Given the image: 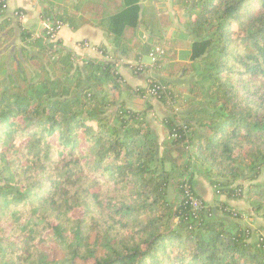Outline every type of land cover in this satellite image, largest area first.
I'll return each mask as SVG.
<instances>
[{"label": "trees", "instance_id": "obj_1", "mask_svg": "<svg viewBox=\"0 0 264 264\" xmlns=\"http://www.w3.org/2000/svg\"><path fill=\"white\" fill-rule=\"evenodd\" d=\"M112 1L47 0L41 13L100 28L110 45L97 46L101 58L77 62L46 30H20L18 65L0 88V264H52L39 246L50 241L61 264H264V236L219 199L245 196L264 221V0H171L191 37L187 61L172 65L171 49L156 51L168 10L147 12L142 0L109 10ZM5 10L0 2V48L15 36ZM119 63L159 76L134 87ZM165 69L193 75L188 90ZM154 85L162 137L147 117ZM185 91L199 104L175 112ZM133 97L144 106H128Z\"/></svg>", "mask_w": 264, "mask_h": 264}, {"label": "rangeland", "instance_id": "obj_2", "mask_svg": "<svg viewBox=\"0 0 264 264\" xmlns=\"http://www.w3.org/2000/svg\"><path fill=\"white\" fill-rule=\"evenodd\" d=\"M158 9L165 10L168 8L165 4L159 3L157 5ZM169 14L171 15V19L173 21V24L170 25L168 28L165 29V43L163 46H157L156 48L162 51V48H165L167 51L170 50V56L171 59L169 60V63L172 65L175 61H187V51L190 47L191 37L187 35L184 31H182L179 28L180 22L178 20V15L181 13L180 10L176 6H171V9L168 10ZM177 18V19H176ZM57 35V34H56ZM52 41L57 40L56 36L54 39H51ZM86 44V45H85ZM77 46L79 48H92L91 44L89 42H78ZM82 56V55H80ZM80 56L76 54V57L79 59L77 62H80ZM152 58L148 55L146 60L141 61V66H151L152 64ZM120 65V63H119ZM122 65V64H121ZM139 65L136 64V70H139ZM133 72L135 70L131 67ZM143 69V68H142ZM171 70V67H170ZM169 70V72H170ZM119 71V70H118ZM30 72V71H29ZM27 73L29 75L27 78H30V73ZM161 72V71H160ZM158 71H148L138 74H143L145 82L143 80H140L136 84L132 85L134 87H145L147 86V82L149 78H157L159 75H157ZM163 76H165L168 79H172V81H175V83L178 81V88L182 90H188L190 87L191 82L193 81L192 77L193 75L188 76H181L179 74L169 76L168 70L165 69V71L161 72ZM160 74V75H161ZM166 74V75H165ZM128 82V81H127ZM4 84L1 83L0 88ZM154 95H151L149 93L148 96H146L145 100L151 104L152 108L149 111L147 117L151 121V124L157 128H159L158 120L159 117L163 113V108L158 105L156 97H153ZM127 105L133 108H141L145 104V100L139 99L136 97L133 98H126ZM200 100L192 99L187 92L185 91L181 98L176 99L173 102V110L175 112H181L182 110L185 111L187 108L193 105L199 104ZM160 134V131H159ZM161 136V135H160ZM261 181V178H260ZM196 191L197 193L208 203L214 204L215 201V193L213 190V187L209 184L207 179H205L203 176L196 174ZM240 183L243 184L244 190L247 188L249 182L245 180H241ZM219 199L225 201L230 207L233 208V210L237 211L241 218L239 220H236V222H240L243 225L250 226V228L254 229V238L259 236H264V221L261 219L260 214L253 211L251 209V206L249 205V202L247 201L246 197L243 196L239 199H228L225 195H220ZM76 214V213H75ZM241 220V221H240ZM2 226V225H1ZM4 226V225H3ZM40 248L42 249L43 257L47 262H51L52 264H61L60 262L63 259V252L58 248L56 242L50 241L46 244H39Z\"/></svg>", "mask_w": 264, "mask_h": 264}, {"label": "crops", "instance_id": "obj_3", "mask_svg": "<svg viewBox=\"0 0 264 264\" xmlns=\"http://www.w3.org/2000/svg\"><path fill=\"white\" fill-rule=\"evenodd\" d=\"M6 10L4 12V17L9 18L11 26L15 30V36L11 42L0 48V85L3 83L10 73L17 67L18 64H12L14 58L17 55H21L24 43L19 37L20 30H25L31 35H39L43 33L45 29V21L41 17L42 8L44 1L47 0H5ZM171 0H142L141 4L143 9L147 12L154 11L159 3L165 4L168 10L171 9ZM109 10L116 5L120 4V0L116 2L112 1L107 3ZM2 17H0V20ZM177 19V18H176ZM181 26L179 25V28ZM182 31L185 30L181 27ZM186 33V32H185ZM56 39L61 42V44L75 52L80 58L92 57L101 58V54L97 50L98 45H103L107 49H110L109 40L103 31L91 25H84L78 29H72L67 25H62L56 35ZM89 42L92 48H79L77 46L78 42ZM147 56H142V61L146 60ZM25 67L26 71L29 72L28 64H21ZM118 70L123 78L128 81L129 84L134 85L140 80L144 79L143 74H138L133 72L131 67L118 64ZM158 105L163 108V113L159 117H163L167 111L164 106L156 100ZM158 131L161 133V126L159 125ZM162 137V133L160 134Z\"/></svg>", "mask_w": 264, "mask_h": 264}, {"label": "built area", "instance_id": "obj_4", "mask_svg": "<svg viewBox=\"0 0 264 264\" xmlns=\"http://www.w3.org/2000/svg\"><path fill=\"white\" fill-rule=\"evenodd\" d=\"M0 2H4L5 6H6V1L5 0H0ZM62 27V23L57 22L56 25H52L49 22L45 21V29L46 30V34L49 35L50 39H54L57 32L59 31V29ZM86 45V44H85ZM156 51L158 52H162L159 49H157ZM149 56L152 58V56L154 57V59H152V63L155 60L156 54L155 53H150ZM140 66L142 65L141 63L139 64ZM159 89V85H154L153 87H151V90L149 91L150 94L152 95H157V90Z\"/></svg>", "mask_w": 264, "mask_h": 264}]
</instances>
